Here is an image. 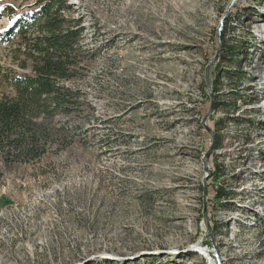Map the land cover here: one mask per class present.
Wrapping results in <instances>:
<instances>
[{"label":"rangeland","instance_id":"1","mask_svg":"<svg viewBox=\"0 0 264 264\" xmlns=\"http://www.w3.org/2000/svg\"><path fill=\"white\" fill-rule=\"evenodd\" d=\"M37 1L0 0V30L7 7ZM232 1L68 0L87 26L86 62L66 83L47 153L5 170L0 264H264V0H235L222 26ZM226 19L209 69L230 107L207 121L222 138L209 160L210 232L205 73ZM12 58L0 43V67L24 73Z\"/></svg>","mask_w":264,"mask_h":264},{"label":"trees","instance_id":"2","mask_svg":"<svg viewBox=\"0 0 264 264\" xmlns=\"http://www.w3.org/2000/svg\"><path fill=\"white\" fill-rule=\"evenodd\" d=\"M6 12L10 23L0 30V43L10 46L13 63L24 73L0 67V76L9 88L0 97V185L7 168L40 160L47 153L53 137L51 124L70 105L72 91L66 83L78 79V70L85 65L82 45L87 36L84 19L73 16L68 0H38L26 12L15 13L9 7ZM227 26L228 19L222 51ZM216 91L215 87V109L229 106ZM221 145L222 138L215 133V149ZM231 196L225 185L218 187L219 203L227 206Z\"/></svg>","mask_w":264,"mask_h":264},{"label":"water","instance_id":"3","mask_svg":"<svg viewBox=\"0 0 264 264\" xmlns=\"http://www.w3.org/2000/svg\"><path fill=\"white\" fill-rule=\"evenodd\" d=\"M234 1H232L229 4L227 10L225 11V13L223 15V20L221 22L222 26L224 24V20H225V18L227 16L231 6L234 4ZM220 31H221V28H220ZM221 46H222V39H221V33L219 32L218 33V49H217L216 55L214 56V58L210 61V63L206 67L205 77H206L207 84L211 87V89L209 91L211 102H210V108H209L208 112L206 113V115L203 117V120H202V125L207 129V131L212 136L211 146L204 153L203 158H202L203 159V164H204V169L206 171V176L204 178V209H203V215H204L205 223L207 224V227H208L210 232L212 230H211V226L209 225V222H208V209H207L206 199H207V180H208V177L213 173V170H211L210 166H209V160H210V157L212 156L213 152L215 151V132H214L213 129H211L207 125V121H208V118L210 117V115L213 114L214 111H215V96H214V81L209 76V69L211 67V64H213V63L218 61L219 56H220ZM218 261H219V264H222L219 259H218Z\"/></svg>","mask_w":264,"mask_h":264},{"label":"flooded vegetation","instance_id":"4","mask_svg":"<svg viewBox=\"0 0 264 264\" xmlns=\"http://www.w3.org/2000/svg\"><path fill=\"white\" fill-rule=\"evenodd\" d=\"M215 111H216V109H215ZM215 111H214V112H215ZM215 150H216V149H215Z\"/></svg>","mask_w":264,"mask_h":264}]
</instances>
